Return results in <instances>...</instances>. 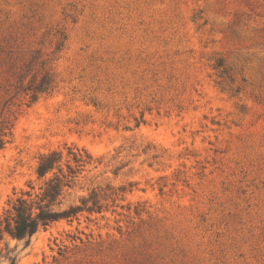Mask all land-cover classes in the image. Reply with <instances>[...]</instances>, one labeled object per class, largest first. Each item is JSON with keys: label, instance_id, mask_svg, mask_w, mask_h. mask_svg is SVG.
I'll use <instances>...</instances> for the list:
<instances>
[{"label": "rangeland", "instance_id": "1", "mask_svg": "<svg viewBox=\"0 0 264 264\" xmlns=\"http://www.w3.org/2000/svg\"><path fill=\"white\" fill-rule=\"evenodd\" d=\"M2 124L0 216L64 144L107 199L16 264H264V0H0Z\"/></svg>", "mask_w": 264, "mask_h": 264}, {"label": "trees", "instance_id": "2", "mask_svg": "<svg viewBox=\"0 0 264 264\" xmlns=\"http://www.w3.org/2000/svg\"><path fill=\"white\" fill-rule=\"evenodd\" d=\"M34 81H32L33 83ZM26 88L30 103L38 101L40 94L48 93L50 79L44 76L38 83ZM12 138V127L0 125V152L5 150ZM96 160L84 147L64 144L39 156L35 175L36 183H29V190H23L10 202L9 208L0 216V259L16 264V250H9L4 256L2 247L6 238L30 244L31 239L52 224L79 221L83 213H102L106 198H100L95 190L88 197H82L77 204L63 207L66 195L79 178ZM9 249V248H7Z\"/></svg>", "mask_w": 264, "mask_h": 264}]
</instances>
